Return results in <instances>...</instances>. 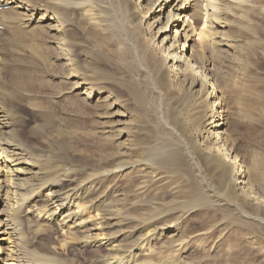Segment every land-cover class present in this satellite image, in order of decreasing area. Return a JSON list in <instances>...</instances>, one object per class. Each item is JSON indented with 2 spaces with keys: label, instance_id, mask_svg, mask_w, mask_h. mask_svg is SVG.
<instances>
[{
  "label": "bare ground",
  "instance_id": "6f19581e",
  "mask_svg": "<svg viewBox=\"0 0 264 264\" xmlns=\"http://www.w3.org/2000/svg\"><path fill=\"white\" fill-rule=\"evenodd\" d=\"M145 2L0 0V264H64L79 249L96 264H168L154 248L194 241L183 221L196 204L264 225V137L252 151L239 133L264 134L240 115H264L253 92L264 0ZM70 117L99 130L96 147L74 137ZM160 172L179 180L182 207L150 208L148 175ZM25 223L46 236L38 249Z\"/></svg>",
  "mask_w": 264,
  "mask_h": 264
},
{
  "label": "rangeland",
  "instance_id": "374dc122",
  "mask_svg": "<svg viewBox=\"0 0 264 264\" xmlns=\"http://www.w3.org/2000/svg\"><path fill=\"white\" fill-rule=\"evenodd\" d=\"M145 1L146 0H144V4L146 3ZM166 16H167V9H166V11H164V14L162 15V21H161L162 23H165V17ZM260 22H261V24H260ZM260 22H259V27L262 28L264 26V21H260ZM262 22H263V24H262ZM181 28H182V23H179L178 27H176L174 29L179 30ZM174 29L172 30V34H170L171 35V41L174 37V32H173V31H175ZM189 53H190V51H188V55H189ZM262 63H263V65H262ZM262 63L257 65V66L259 69L262 68V69H260V71L258 69V72L260 74V78L263 75L262 76L263 83H260V82H262L261 81L262 78H261V80H259V85H255V88H257V89L253 92L254 93L256 92L255 94L259 96L260 100H262L261 103L263 102L262 103V105H263L264 104V62H262ZM37 79L41 80V78L38 76H37ZM25 87L22 90V93H24ZM36 88H38V91L40 93L43 92L44 90L46 92L48 91V90H46V89H48L47 87H45L44 90H42L39 87H36ZM20 95H22V94H20ZM34 96H36V95H33V97ZM28 97H29V95H28ZM26 98H27L26 96L25 97L20 96V100L21 101L24 100V103H22V105H21L22 107L20 106V109H22V113H23V115H25V117L28 116V117H26V119H27L26 123L30 124V122L32 120L30 119L31 118L30 112H29V110H27V106H26L27 101H25ZM35 101L36 100L34 98V102ZM41 101H43V99H41ZM24 106L26 108L25 110H24ZM244 109H243V111H241L240 115H241V117H243L244 123L246 125H251V124L254 125V124H258L259 122L264 123V115L262 114L261 116H259L260 113H259V110H256L257 108L252 109L249 107V108H246L245 110ZM75 110H76V108L73 109L74 113H76ZM245 113H246V115H245ZM71 117H73V116H71ZM78 119H76V118L75 119H73V118L69 119L68 126H70L72 128L78 127L77 129L81 128L82 131H84V128L87 131V128H88L89 134L85 131H84L85 133L84 132L82 133L81 130H80L81 136H80V134H78V132H79L78 130H76L77 134H76L75 130H73L72 131L73 133L72 132L71 133L74 134V137H82V135H83V137H87L85 140H87L88 143H87V141H85L84 144H82L86 148L93 147V146L97 145L98 139L94 140V137H97L99 135L98 138H101L100 133H98L99 130L96 131V129L92 128V126L89 125L90 123L86 122V120H87L86 118H78ZM83 119H84V122H83ZM81 123H82V126H81ZM76 124H77V126H75ZM85 125L87 126V128ZM89 126H90V128H89ZM70 127H69V129H71ZM24 128H25V126H24ZM247 128H248L247 126H244L243 128H241L239 133L240 134L242 133L241 134L242 135L241 140L245 139L248 143L247 144L248 148L253 151V150H256L258 143L263 140L264 134H260L257 131H253V130H247ZM92 129H93V131H92ZM178 129L180 130V127H178ZM91 131H92V134H91ZM22 133H23L22 134L23 136L27 135L26 134L27 131L25 129H23ZM84 135H86V136H84ZM183 135L190 136V132H189L188 128H186L184 130ZM89 136H91L92 139H89ZM241 140L239 143H241ZM91 141H93V142H91ZM94 142H96V144ZM243 144L244 143L242 141V145ZM152 177H150V174L148 175V180L151 182L152 187L150 188L149 191L146 192L145 195H148V197L145 196V198L147 199V201L154 199V198H157L158 202H156V204L155 203L152 204L153 206L149 205L150 208L153 209L154 207H157L158 209H170L171 206L174 207L176 205H177V207H179L180 204L182 203V200H180V198H179L180 196L174 194V191H173V190H177L179 180L176 181V178L173 179L172 177L165 175L163 172H160L158 174V176H156V177H154V176H152ZM159 177H160V179H159ZM153 180H154V182H153ZM234 193L237 196L233 195V197L235 199H237V201H239L238 199L241 198L240 196H238L239 192L235 189ZM230 200H231V198H230ZM231 201H233V200H231ZM237 201H233L234 204L239 205V207L243 210H246L248 214H250V215L252 214V216L259 214V216L261 215V217L264 218L263 213L257 214L256 212L253 211L252 208L249 209L242 202H240V201L237 202ZM176 202H178V203H176ZM213 202H215V201L213 200ZM41 203L43 204V202L39 201L40 205H42ZM2 206H3V204H0V208H2ZM149 206H148V208L147 207L146 208L144 207V208L147 210V209H149ZM194 206H195L194 211L192 213L188 214L183 221L184 222V226H183L184 230L194 237L193 238L194 241L190 242L185 247L186 249L184 248L181 251H176V249L172 245H168V244H165V246L160 245L159 246L160 249H159V247L157 248V246H155L154 249H156V253L158 255H161L160 257H163L162 258L163 262L166 260L169 261V259H170V261H169L170 263L166 261L168 264H176V262H177V264H264V225H263V223L259 222L260 223L259 224L257 221L247 219L245 214H242L239 210H237V209H235L229 205L220 206V207L219 206L213 207L212 204H209V205L205 204V206L203 204H198V205L196 204ZM211 206H212V208H211ZM180 207H182V204ZM145 209H144V211H146ZM151 209L147 210V212L148 211L150 212ZM248 210H249V212H248ZM177 217L178 216L175 214L173 216L167 215L163 219L162 222L167 223L168 221L170 222L171 220H174ZM27 229H28V227L26 226V223H25L23 226L22 233L24 235V239L26 238L25 242L28 241V242H26V244H28V250L30 251V249H31V251H32L34 249H38V245L42 242L38 239L42 240L46 236L45 235L44 236L43 235L38 236V235L33 234V233H32L33 234L32 235L31 232H33V231L31 230V228H29L30 230L28 229L29 231H28V233H26ZM28 234H30V237H32V238H30ZM34 235H36V236L34 237ZM57 235L55 234L57 239L52 241V244H54V245L55 244L58 245L57 244L58 241H61V238H62L61 236H59V235L57 236ZM206 235H208V236H206ZM28 238L30 240H27ZM190 244H191V246H190ZM168 247H170V249H167ZM60 257H61L62 262L64 264H66V261H64V259H66V258L70 259V261L68 262L69 264H96V262H94L95 259L93 257V254L90 253V251L82 250V249H79L77 252L70 253V255L68 254L66 256L60 254ZM58 261L59 260H57V263H58ZM172 262H174V263H172Z\"/></svg>",
  "mask_w": 264,
  "mask_h": 264
}]
</instances>
